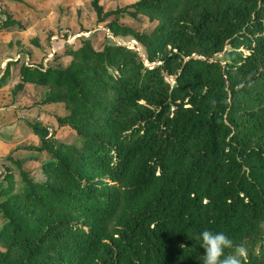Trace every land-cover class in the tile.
<instances>
[{"label":"trees","instance_id":"trees-1","mask_svg":"<svg viewBox=\"0 0 264 264\" xmlns=\"http://www.w3.org/2000/svg\"><path fill=\"white\" fill-rule=\"evenodd\" d=\"M119 1L86 0L95 23L131 38L145 59L88 37L44 49L60 30L36 9L37 35L16 42L29 63L19 65L13 95L46 87L38 107L64 114L46 126L24 122L40 140L27 149L47 156L43 182L19 160V190L7 168L0 173V264H203L204 230L233 241L226 255L244 245L243 264H264V0L103 7ZM4 15L0 30H24ZM138 16L155 27L123 24ZM222 53L224 62L215 58ZM67 130L72 143L60 141Z\"/></svg>","mask_w":264,"mask_h":264},{"label":"rangeland","instance_id":"rangeland-1","mask_svg":"<svg viewBox=\"0 0 264 264\" xmlns=\"http://www.w3.org/2000/svg\"><path fill=\"white\" fill-rule=\"evenodd\" d=\"M26 1L30 5H28L29 8L23 5H17L19 7V13L16 14L20 22L24 25V30L19 33L17 25L0 30V77L3 75L6 64H9L8 77L4 82V87L0 89V167H3L4 170L7 168L11 172L14 178L15 190H19L21 182L18 168L13 160H19L35 182H43L45 179L41 169V163L47 156L45 153L27 149L28 146L38 147L40 140L39 138L36 139L28 131L24 122L34 121L37 109L41 113L39 115L45 118L46 123H48V119L53 114H64V110L60 105L45 106L43 108L37 107L39 101L47 93L46 87L26 86L23 91L13 95L14 87L19 83V65L21 63H29L28 56L25 55L27 45H19L16 42L19 41V37L22 40H26L37 35V28L33 27L34 22L32 21L33 9L43 13L47 24L53 23L59 26L56 29V32L60 30L57 32V35L54 34V37L49 43L44 42V49H47V44H49L50 50L60 52L67 44L77 46L80 37H88L93 38V46L96 48H100L104 43L122 44L133 48L142 59H145L143 48L131 40V38H112L106 30L104 31L102 26L97 25L86 0ZM135 1L137 0H121L117 3L104 2L103 7L105 10H110L115 7L129 5ZM37 3L39 4L37 5ZM14 6H16L15 0H0V10H2L0 11V21L5 20L4 13L11 14L10 10L14 9ZM123 24L142 32H150L155 27V23L150 22L144 16H138L135 20L125 18ZM42 28L50 30L52 26L50 25L48 27L46 25V27L43 26ZM83 30H86V32L83 33ZM52 31L54 32V30ZM24 35L26 39H23L22 36ZM226 57L224 53L215 56L221 62H224ZM45 62L43 64H46ZM167 81L171 84L173 83L172 78H167ZM54 125H52V128L55 130ZM60 141L72 143L75 141L74 134L67 130L62 135ZM7 156H9L8 159ZM30 156L37 157L32 160ZM0 181H3L2 177Z\"/></svg>","mask_w":264,"mask_h":264},{"label":"clouds","instance_id":"clouds-1","mask_svg":"<svg viewBox=\"0 0 264 264\" xmlns=\"http://www.w3.org/2000/svg\"><path fill=\"white\" fill-rule=\"evenodd\" d=\"M197 239L201 240L204 250L203 264H243L249 255L244 245L235 246L234 251L226 255L225 250L233 249L234 244L223 232L204 230Z\"/></svg>","mask_w":264,"mask_h":264},{"label":"crops","instance_id":"crops-1","mask_svg":"<svg viewBox=\"0 0 264 264\" xmlns=\"http://www.w3.org/2000/svg\"><path fill=\"white\" fill-rule=\"evenodd\" d=\"M68 7V6H67ZM11 11V14H13V19H15V20H19V17H17V13H19V7L16 5V6H14V9H12V10H10ZM16 15V16H15ZM41 17L43 18V19H45V17L43 16V13L41 14ZM33 27H38V24L36 23L35 25H33ZM28 32V31H27ZM20 33V32H19ZM22 37H26L25 35L24 36H22ZM54 37V36H53ZM52 37V38H53ZM51 38V39H52ZM43 44L44 43H42V47L44 48V46H43ZM57 50H51V52H56ZM49 57H51V56H49ZM48 59H50V58H48ZM69 59H65V61H68ZM23 91V90H22ZM47 106H52V105H47ZM38 107V106H37ZM43 107H45V106H41V108H43ZM39 111V109H37V114H36V118H35V120L34 121H32V122H39V123H41L43 126H46V125H48V123H46L45 122V118L44 117H42V115H39V114H41V113H39L38 112ZM49 118V117H48ZM50 119L51 118H49L48 119V122L50 121ZM31 122V121H30ZM52 128V127H51ZM53 129V128H52ZM35 138L37 139V137L35 136ZM3 170H4V168L3 167H0V173L1 172H3ZM2 177V179L4 178V176H1ZM0 177V178H1ZM1 182V181H0Z\"/></svg>","mask_w":264,"mask_h":264},{"label":"built area","instance_id":"built-area-1","mask_svg":"<svg viewBox=\"0 0 264 264\" xmlns=\"http://www.w3.org/2000/svg\"><path fill=\"white\" fill-rule=\"evenodd\" d=\"M47 138H53V129L51 127H47Z\"/></svg>","mask_w":264,"mask_h":264},{"label":"water","instance_id":"water-1","mask_svg":"<svg viewBox=\"0 0 264 264\" xmlns=\"http://www.w3.org/2000/svg\"><path fill=\"white\" fill-rule=\"evenodd\" d=\"M135 42V41H134Z\"/></svg>","mask_w":264,"mask_h":264}]
</instances>
